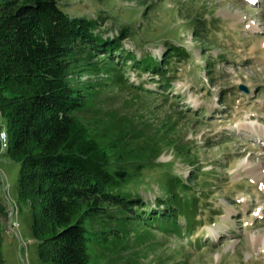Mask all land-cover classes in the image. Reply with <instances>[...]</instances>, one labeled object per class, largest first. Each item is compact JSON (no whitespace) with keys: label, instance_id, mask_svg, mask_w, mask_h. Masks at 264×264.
Returning a JSON list of instances; mask_svg holds the SVG:
<instances>
[{"label":"rangeland","instance_id":"374dc122","mask_svg":"<svg viewBox=\"0 0 264 264\" xmlns=\"http://www.w3.org/2000/svg\"><path fill=\"white\" fill-rule=\"evenodd\" d=\"M253 1L59 0L72 18L96 20L94 34L106 46L122 37L114 60L126 85L138 87L115 82L94 95L90 112L79 114L93 136L108 147L105 117L113 114L147 132L170 124L178 129L184 153L164 148L129 192L141 196L145 209H157L171 183L180 188L176 193L198 200L192 226L180 215L176 233L156 226L130 236V251L138 254L132 262L264 264V0ZM148 58L162 64L160 71L137 65ZM100 79L91 73L76 81ZM92 109L103 115L100 122ZM20 179V164L3 156L4 261L42 264L31 225L34 201L21 198Z\"/></svg>","mask_w":264,"mask_h":264},{"label":"trees","instance_id":"16d2710c","mask_svg":"<svg viewBox=\"0 0 264 264\" xmlns=\"http://www.w3.org/2000/svg\"><path fill=\"white\" fill-rule=\"evenodd\" d=\"M97 24L72 18L59 0H0V131L9 137L4 156L21 166L20 196L34 201L31 225L42 264H139L131 261L138 254L130 251V236L156 226L176 233L177 218L186 216L192 226L196 211L198 200L176 193L172 183L155 210L129 192L164 148L184 153L173 124L147 132L128 116H107L108 148L80 118L107 87L138 88L126 85L114 60L122 37L106 46L94 34ZM141 64L153 72L162 66L151 58ZM91 73L101 79L76 81ZM93 115L99 122L103 116Z\"/></svg>","mask_w":264,"mask_h":264},{"label":"built area","instance_id":"2783aa9c","mask_svg":"<svg viewBox=\"0 0 264 264\" xmlns=\"http://www.w3.org/2000/svg\"><path fill=\"white\" fill-rule=\"evenodd\" d=\"M0 159L8 152L9 149V137L5 131H0ZM11 228L14 231L16 228H19L18 225L14 227V224L11 223Z\"/></svg>","mask_w":264,"mask_h":264},{"label":"bare ground","instance_id":"6f19581e","mask_svg":"<svg viewBox=\"0 0 264 264\" xmlns=\"http://www.w3.org/2000/svg\"><path fill=\"white\" fill-rule=\"evenodd\" d=\"M214 236H215V237H217V236H219V235H218V233H217V232H215ZM262 240H263V241H262ZM261 241H262V242H264V239H263V237H262Z\"/></svg>","mask_w":264,"mask_h":264},{"label":"water","instance_id":"95a60500","mask_svg":"<svg viewBox=\"0 0 264 264\" xmlns=\"http://www.w3.org/2000/svg\"><path fill=\"white\" fill-rule=\"evenodd\" d=\"M246 92H247V89L246 88H243Z\"/></svg>","mask_w":264,"mask_h":264}]
</instances>
